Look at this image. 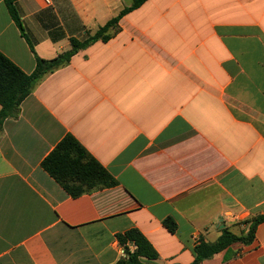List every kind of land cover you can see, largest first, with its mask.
<instances>
[{
  "label": "crops",
  "instance_id": "obj_1",
  "mask_svg": "<svg viewBox=\"0 0 264 264\" xmlns=\"http://www.w3.org/2000/svg\"><path fill=\"white\" fill-rule=\"evenodd\" d=\"M133 2L17 0L23 35L0 0V51L32 74ZM108 34L3 122L0 264H116L132 228L153 264H194L264 215V0H146ZM69 134L116 186L74 198L43 170ZM200 264H264V221Z\"/></svg>",
  "mask_w": 264,
  "mask_h": 264
},
{
  "label": "trees",
  "instance_id": "obj_2",
  "mask_svg": "<svg viewBox=\"0 0 264 264\" xmlns=\"http://www.w3.org/2000/svg\"><path fill=\"white\" fill-rule=\"evenodd\" d=\"M11 18L24 35L21 18L16 8L17 0H3ZM146 0H134L133 5L119 13L104 27L80 42L72 40V49L57 57L45 60L37 58L36 69L32 74L24 73L8 57L0 51V131L5 119L19 115L21 103L31 94L35 86L48 74L69 63L71 57L89 43L109 39V30L126 12L138 8ZM43 170L47 172L71 197H79L96 189L109 188L117 185L115 178L81 145L73 136H65L52 152L42 161ZM264 221V215L256 218L247 237H238L225 233L216 243L200 242L195 247L196 259L194 264H200L234 242L248 243L252 240L254 231L259 223ZM163 225L170 233H175L177 224L172 218L164 220ZM117 239L124 247V256L116 264H153L159 255L149 240L137 228L118 234ZM129 244L135 249L131 251Z\"/></svg>",
  "mask_w": 264,
  "mask_h": 264
},
{
  "label": "built area",
  "instance_id": "obj_3",
  "mask_svg": "<svg viewBox=\"0 0 264 264\" xmlns=\"http://www.w3.org/2000/svg\"><path fill=\"white\" fill-rule=\"evenodd\" d=\"M46 2H49V0H45ZM135 249V248H134ZM131 251H133V250H131Z\"/></svg>",
  "mask_w": 264,
  "mask_h": 264
}]
</instances>
